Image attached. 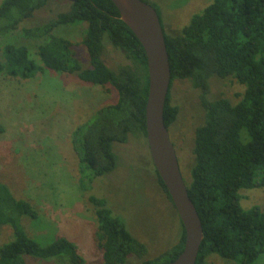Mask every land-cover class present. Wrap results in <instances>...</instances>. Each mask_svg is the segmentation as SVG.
I'll return each instance as SVG.
<instances>
[{"label":"trees","instance_id":"1","mask_svg":"<svg viewBox=\"0 0 264 264\" xmlns=\"http://www.w3.org/2000/svg\"><path fill=\"white\" fill-rule=\"evenodd\" d=\"M146 1V0H144ZM147 2V1H146ZM48 0H1L0 36L18 28L21 21ZM170 80L163 105L166 127L178 108L170 103L174 79H188L199 90L203 121L194 129L193 162L186 182L202 225L203 238L194 264H213L210 253L238 264L252 263L264 251V208L240 205L239 189L264 185V0H210L193 13L178 31L165 32ZM85 22L78 43L85 46L89 66L83 67L73 47L76 42L51 33L60 24ZM25 38H41L36 45L37 62L25 44L7 41L1 47L0 76L27 79L51 69L74 73L82 81L112 87L114 102L99 107L85 123L76 125L71 143L78 158L80 181L111 172L116 166L115 142L129 134H145V103L148 77L144 49L120 19L111 0H68V8L41 23L21 27ZM110 47L127 62L111 69L103 54ZM231 77L244 85L240 98L209 99V78ZM156 180L170 196L156 169ZM80 182L81 186H84ZM96 220L95 238L101 264H123L129 255L141 264H164L181 251L184 229L180 222L178 239L154 257L144 258L146 246L132 235L123 220L112 213L104 197L89 194ZM26 216L36 219V208L14 196L0 181V226L9 237L0 240V264H26V258L59 259L58 264H84L76 246L64 235L49 241L30 236L22 224ZM67 262L64 263L63 261Z\"/></svg>","mask_w":264,"mask_h":264},{"label":"rangeland","instance_id":"2","mask_svg":"<svg viewBox=\"0 0 264 264\" xmlns=\"http://www.w3.org/2000/svg\"><path fill=\"white\" fill-rule=\"evenodd\" d=\"M146 1L158 10L165 32L171 34L210 0ZM67 8L68 0H48L32 17L21 21L17 29L0 36V58L2 45L10 41L25 44L28 55L39 62L35 50L42 39L22 37L20 28L46 21ZM85 28V22H80L60 24L51 31L76 42L73 49L83 67L89 66L88 56L85 46L78 42ZM103 59L111 69L127 62L120 52L110 47ZM209 87V99L224 96L233 102L244 89L243 84L231 77L215 75L209 78ZM198 95L199 90L188 79L172 81L170 103L177 106L178 112L167 129L185 183L193 162L194 129L204 116ZM116 97L112 87L105 89L82 81L74 73L44 69L27 79L0 76V181L14 196L28 200L36 208V219L21 218L30 236L39 241H49L56 234L66 236L82 255L84 264L102 261L89 194L104 197L112 213L146 246L143 259L169 248L180 232L178 214L157 183L143 134H129L125 142L112 144L116 166L111 172L80 181L78 158L71 143L72 130ZM239 195L243 208L253 205L264 208V185L240 188ZM9 234L7 227L0 226V240H6ZM141 260L129 255L123 264H141ZM207 260L213 264H238L215 253H210ZM58 263L56 258H26V264ZM250 264H264V251Z\"/></svg>","mask_w":264,"mask_h":264},{"label":"water","instance_id":"3","mask_svg":"<svg viewBox=\"0 0 264 264\" xmlns=\"http://www.w3.org/2000/svg\"><path fill=\"white\" fill-rule=\"evenodd\" d=\"M74 1V0H69ZM120 19L140 41L146 56L148 77L145 134L152 164L161 178L184 229L179 254L164 264H194L203 238L198 213L188 196L175 148L163 120L170 67L163 28L155 8L144 0H111Z\"/></svg>","mask_w":264,"mask_h":264}]
</instances>
